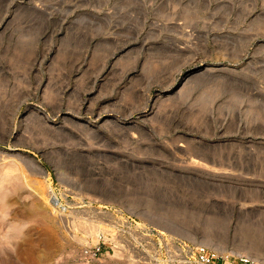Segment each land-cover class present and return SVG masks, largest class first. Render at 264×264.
Here are the masks:
<instances>
[{
    "label": "rangeland",
    "instance_id": "obj_1",
    "mask_svg": "<svg viewBox=\"0 0 264 264\" xmlns=\"http://www.w3.org/2000/svg\"><path fill=\"white\" fill-rule=\"evenodd\" d=\"M264 264V0H0V264Z\"/></svg>",
    "mask_w": 264,
    "mask_h": 264
},
{
    "label": "built area",
    "instance_id": "obj_2",
    "mask_svg": "<svg viewBox=\"0 0 264 264\" xmlns=\"http://www.w3.org/2000/svg\"><path fill=\"white\" fill-rule=\"evenodd\" d=\"M201 262L203 264H213V260L211 258H209L206 254H202L201 258H200ZM228 264H248L247 262H231Z\"/></svg>",
    "mask_w": 264,
    "mask_h": 264
}]
</instances>
